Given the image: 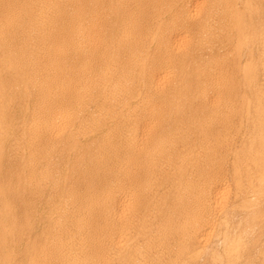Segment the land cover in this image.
<instances>
[{
    "label": "bare ground",
    "instance_id": "bare-ground-1",
    "mask_svg": "<svg viewBox=\"0 0 264 264\" xmlns=\"http://www.w3.org/2000/svg\"><path fill=\"white\" fill-rule=\"evenodd\" d=\"M0 264H264V0H0Z\"/></svg>",
    "mask_w": 264,
    "mask_h": 264
}]
</instances>
